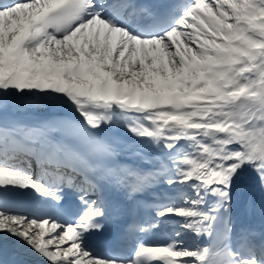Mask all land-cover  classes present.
Returning a JSON list of instances; mask_svg holds the SVG:
<instances>
[{
    "label": "snow or ice",
    "instance_id": "snow-or-ice-1",
    "mask_svg": "<svg viewBox=\"0 0 264 264\" xmlns=\"http://www.w3.org/2000/svg\"><path fill=\"white\" fill-rule=\"evenodd\" d=\"M0 264H264V0H0Z\"/></svg>",
    "mask_w": 264,
    "mask_h": 264
},
{
    "label": "bare ground",
    "instance_id": "bare-ground-1",
    "mask_svg": "<svg viewBox=\"0 0 264 264\" xmlns=\"http://www.w3.org/2000/svg\"><path fill=\"white\" fill-rule=\"evenodd\" d=\"M240 212H241V217H245L247 219L246 216H244V208H243V204L240 207ZM47 227V226H46ZM50 234V233H49Z\"/></svg>",
    "mask_w": 264,
    "mask_h": 264
},
{
    "label": "rangeland",
    "instance_id": "rangeland-1",
    "mask_svg": "<svg viewBox=\"0 0 264 264\" xmlns=\"http://www.w3.org/2000/svg\"><path fill=\"white\" fill-rule=\"evenodd\" d=\"M46 238H47V236H46Z\"/></svg>",
    "mask_w": 264,
    "mask_h": 264
}]
</instances>
